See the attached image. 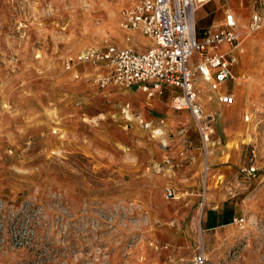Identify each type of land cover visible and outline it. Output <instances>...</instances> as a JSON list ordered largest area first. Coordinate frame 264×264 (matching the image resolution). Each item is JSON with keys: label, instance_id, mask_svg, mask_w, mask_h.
Masks as SVG:
<instances>
[{"label": "rangeland", "instance_id": "374dc122", "mask_svg": "<svg viewBox=\"0 0 264 264\" xmlns=\"http://www.w3.org/2000/svg\"><path fill=\"white\" fill-rule=\"evenodd\" d=\"M135 1L0 0V264H195L199 252L202 264H264V0H227L242 51L228 86L251 117L227 145L243 221L214 229L202 223V195L166 183L186 160L163 156L170 131L140 126L120 107L127 88L135 101L146 94L101 88L102 75L86 81L83 64L65 68L89 48H148L149 38L120 25ZM254 14L261 25L251 31ZM162 96L170 106L172 92ZM209 139L207 150L200 139L203 156ZM248 165L255 177L240 172Z\"/></svg>", "mask_w": 264, "mask_h": 264}, {"label": "built area", "instance_id": "2783aa9c", "mask_svg": "<svg viewBox=\"0 0 264 264\" xmlns=\"http://www.w3.org/2000/svg\"><path fill=\"white\" fill-rule=\"evenodd\" d=\"M226 1L224 24L217 29H205L201 36L196 33V0H136L121 9V28L140 32L152 40L145 51L136 52L130 46L119 48L107 44L102 49L89 48L72 54L65 68L76 64L105 68L99 77L101 88L111 84L118 87L136 86L151 99L163 93L164 86L178 89L171 96L169 105L173 110H187L196 126L205 150L213 132V123L205 115L200 103L201 86L197 80L207 84L210 92H216L218 104L227 105L235 101L233 94L222 93L220 86L236 76L232 68L239 62L241 39L236 20ZM261 25L260 15L254 14L249 24L255 31ZM128 38V37H127ZM129 39V38H128ZM228 49L222 52L221 46ZM212 96L208 97L210 100ZM246 113L244 121L250 119ZM161 132L160 129H154ZM252 155H255L252 149ZM206 168V167H205ZM246 177H255L256 167L248 165L240 170ZM173 191L167 189L168 196ZM241 223L243 218H234ZM204 255L194 257L195 264H202Z\"/></svg>", "mask_w": 264, "mask_h": 264}, {"label": "crops", "instance_id": "0c3cea01", "mask_svg": "<svg viewBox=\"0 0 264 264\" xmlns=\"http://www.w3.org/2000/svg\"><path fill=\"white\" fill-rule=\"evenodd\" d=\"M226 8L218 5L216 2L206 1L195 13L196 19V33L201 36L202 32L209 27L217 29L223 26ZM146 38V37H145ZM128 40V39H127ZM152 45V40L150 39ZM128 46V45H126ZM132 47L131 44H129ZM133 48V47H132ZM134 49V48H133ZM147 49V48H146ZM143 49L141 51H145ZM228 49L227 45L221 46L222 52ZM76 64L72 68L77 72ZM85 65V64H83ZM90 65V64H88ZM87 65V66H88ZM238 63L232 68L234 75H240L241 70L237 67ZM92 66V65H91ZM86 67V65H85ZM84 67V80L97 76L104 71V67H92L87 71ZM100 68V69H99ZM229 80L226 84L220 86L222 93L233 94L235 101L231 104L221 105L215 100L216 92H210L207 84L201 79L197 80L198 85L201 86L199 98L200 103L204 107L205 115L212 121L213 132V146L205 156L201 150V140L196 126L191 121L190 114L187 110H173L165 100V96L157 95L154 98L145 97L143 101L132 100L124 93L129 90L126 89L122 96L124 101L121 102L120 107L127 109L131 114L134 112V118L138 121L140 126L170 131L172 142L166 145V154L163 156L169 160H174L178 152H183L186 156L185 163L177 167L175 171L174 181L168 179L167 184H170L181 193L190 191L194 196L202 195L200 205L205 209V214L202 218V223L206 229H214L218 226L229 225L233 218L239 214L241 207L237 205V200L233 199L241 188L236 184L238 174L236 173L237 165H239L237 155H234V145L228 147V143L233 142L236 136L242 130L243 118L241 116V109L238 106L239 97L235 94V88L231 90L228 86ZM234 84V83H233ZM105 88V87H104ZM138 89V88H137ZM165 92H172V96L178 92V89H173L170 86H164ZM141 91V90H140ZM144 93V92H143ZM212 96L209 100L208 97ZM235 105V106H234ZM124 111V110H123ZM155 126V127H153ZM164 145V144H163ZM187 147V148H186ZM182 153V154H183ZM206 167V168H205ZM205 170L207 173V184L200 186V177ZM187 190V191H186ZM203 192V193H202ZM177 195H175L176 197ZM196 197V196H195ZM192 197V199H195ZM221 234L217 231L213 238H219Z\"/></svg>", "mask_w": 264, "mask_h": 264}, {"label": "bare ground", "instance_id": "6f19581e", "mask_svg": "<svg viewBox=\"0 0 264 264\" xmlns=\"http://www.w3.org/2000/svg\"><path fill=\"white\" fill-rule=\"evenodd\" d=\"M203 1H206V0H196V2H197V6H196V11H197V9H198V4H202L203 3ZM121 25V24H120ZM124 29V28H123ZM125 30H127V29H125ZM127 31H129V32H133V31H130V30H127ZM127 116H129V115H127Z\"/></svg>", "mask_w": 264, "mask_h": 264}]
</instances>
